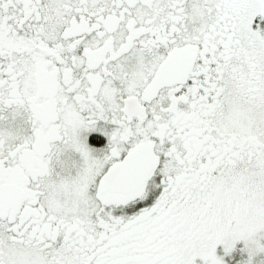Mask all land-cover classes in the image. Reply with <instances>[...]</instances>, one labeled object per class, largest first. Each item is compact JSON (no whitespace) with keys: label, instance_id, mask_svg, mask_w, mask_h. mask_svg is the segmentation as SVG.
I'll return each instance as SVG.
<instances>
[{"label":"snow or ice","instance_id":"6c2138e0","mask_svg":"<svg viewBox=\"0 0 264 264\" xmlns=\"http://www.w3.org/2000/svg\"><path fill=\"white\" fill-rule=\"evenodd\" d=\"M0 264H264V0H0Z\"/></svg>","mask_w":264,"mask_h":264}]
</instances>
